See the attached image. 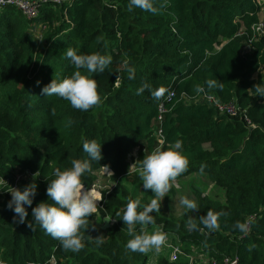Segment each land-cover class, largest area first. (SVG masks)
Wrapping results in <instances>:
<instances>
[{"label":"trees","instance_id":"trees-1","mask_svg":"<svg viewBox=\"0 0 264 264\" xmlns=\"http://www.w3.org/2000/svg\"><path fill=\"white\" fill-rule=\"evenodd\" d=\"M37 1L39 12L33 18L13 5L0 7V259L8 264H149L148 254L126 249L133 237L122 215L129 198H139V160L145 150H167L180 140L188 167L178 178L207 174L225 198L198 192L197 211L187 209L178 218L153 212L156 222L148 231L158 226L175 234L183 249L177 260L160 256L156 264H189L195 251L218 260L238 257L237 264H264V97L247 92L264 83V37L253 40L252 29L264 3L156 0L157 6L166 7L151 14L139 8L129 11V0ZM40 23L46 26L47 43L37 51ZM248 44L251 48L245 51ZM68 47L78 54L112 57L103 73L81 70L97 81L102 99L87 112L59 97L41 96L54 78L59 82L73 74L65 55ZM124 59L134 66V79L122 68ZM209 80L217 86L209 88ZM145 84L149 88L137 95ZM196 85L223 102L235 101L241 112L221 115L197 101L203 92H196ZM160 87L166 92L157 101L151 92ZM161 114L163 144L155 132ZM93 139L102 146L103 159L91 162L92 172L82 177L85 187L95 184L103 165L110 167L115 184L101 190L98 214L89 217L88 230H81L85 246L74 253L38 224L33 230L27 221L16 223V214L7 207L12 198L8 189L17 171L25 175L17 188L37 184L33 205L26 206L32 222V208L49 199L46 190L54 169L70 167L72 159H90L83 141ZM146 205L141 201L138 211ZM210 209L221 213L218 230L200 224V216ZM105 217L112 221L102 229ZM190 218L203 230H190ZM237 221L249 223L247 234L234 228ZM100 235L104 242L98 246L95 238Z\"/></svg>","mask_w":264,"mask_h":264},{"label":"clouds","instance_id":"clouds-1","mask_svg":"<svg viewBox=\"0 0 264 264\" xmlns=\"http://www.w3.org/2000/svg\"><path fill=\"white\" fill-rule=\"evenodd\" d=\"M164 7H166L165 4L157 6L156 0H129L128 3L129 11L139 8L151 14H158ZM102 39L103 37L97 38L98 41ZM65 55L74 66L73 74L59 82L54 78L42 88L41 96L59 97L69 101L73 109L83 112L98 107L102 103V99L98 92L97 81L90 78L89 75L83 74L81 70L88 74L103 73L111 65L112 57L101 55L98 52L78 54L77 50L71 47L66 49ZM121 64L122 68L128 72V78L134 79L135 68L130 66V61L124 59ZM116 79L118 80L119 76ZM39 83L37 81L38 85ZM207 86L209 88L216 87V81H207ZM146 88H149V85L145 84L141 87L137 91V95L143 93ZM195 91L203 92L204 88L196 85ZM165 92L166 89L160 87L152 91L151 95L159 101L165 96ZM247 92L252 96L264 97V83L254 85ZM171 95L173 94H169V99ZM71 123L72 121L69 120L66 126H70ZM181 147L182 141L176 140L174 144L169 145L167 150L156 148L151 153H147L145 150L143 159L139 160V175L143 180V187L145 190H151L154 198L143 207L142 211H138L141 205L140 199L129 198L126 210L122 215L127 232L133 237L126 244L127 250L141 254H148L154 250L155 253L159 254L166 243V234L161 231L149 233L148 226L155 224L156 221L151 214L161 211V202L177 178L187 171L188 160L181 153ZM101 148L102 146L95 139L84 140L83 151L87 153L90 159H72L70 167L64 170L59 167L54 169V178L49 181L46 190L48 201H52V203L40 202L32 208V222L28 221L29 214L26 206L31 207L33 205L37 195V184H28L23 190L12 188L9 191L12 198L7 207L16 214L14 221L19 224H24L27 221L28 227L33 228V230H35V224H38L46 234L60 241L64 250L74 253L81 251L85 246L81 230L90 228L89 217L98 214V201L103 200V195L97 191L95 185H92L90 189L85 188L82 177L86 172H92V161L100 163L103 159ZM133 165L130 166L129 173ZM103 168L108 175L113 176L108 165H103ZM201 172H203V166ZM179 203L192 212L199 210L197 204L186 196L182 197ZM220 215L221 213H216L210 209L206 215L200 216V224L210 231L218 230L220 228L218 223ZM106 219L112 221L111 217H106ZM137 225L141 226L139 232ZM187 226L190 230H195L198 227L191 218L188 220ZM234 228L245 234L249 231L247 222L237 221ZM95 241L98 246L103 244V235L97 236Z\"/></svg>","mask_w":264,"mask_h":264},{"label":"rangeland","instance_id":"rangeland-1","mask_svg":"<svg viewBox=\"0 0 264 264\" xmlns=\"http://www.w3.org/2000/svg\"><path fill=\"white\" fill-rule=\"evenodd\" d=\"M257 1L264 3V0H257ZM260 20L264 21V11L260 13ZM46 33H47L46 26L42 25L41 23L38 24L37 25V37H38L39 42H38L37 51L44 50L46 43H47ZM249 49L250 48L248 47L244 48L245 51ZM206 147H208L207 144H206ZM134 152L137 153V149H135ZM16 174L20 177H23V176L25 177V175H22V173L19 171H17ZM26 177L28 178V180L33 179V176H26ZM111 177L112 175H108L104 169L99 170L97 172V180L94 185L98 192L101 193V190L103 188H111L114 186L115 182L112 180ZM129 179L131 182L133 181L134 178L130 176ZM90 188H86V189H90ZM172 188L174 189L173 192L169 191L167 196H165V198L161 202L160 212L164 215L174 216L177 218L181 217L183 213L187 210L185 207H183L179 203L182 197L186 196L189 199L193 200L195 203H197L196 195L198 192L202 193L203 195H209L219 200H224L225 198L224 190L220 188L219 186H216L214 182L212 181V179L210 178V176L204 173H194L188 177L177 178V181L175 182ZM136 193L143 203L148 204L150 203L151 199L154 198L153 192L151 190L144 189L143 181L138 186V190ZM99 204H100V201H98V205ZM161 230H163L161 227L155 226L149 231V233H152L153 231H161ZM166 234L170 235L173 233L166 232ZM169 238L173 239V236L171 235L169 236ZM170 253H171V249L168 246V244L165 243L161 251L159 252V254L155 253L154 250L148 253L149 260L150 262H152V259L155 256H158V258L160 256H170Z\"/></svg>","mask_w":264,"mask_h":264},{"label":"built area","instance_id":"built-area-1","mask_svg":"<svg viewBox=\"0 0 264 264\" xmlns=\"http://www.w3.org/2000/svg\"><path fill=\"white\" fill-rule=\"evenodd\" d=\"M5 5L15 6L27 18L35 17L39 12V2L37 0H0V7H3ZM252 29H253V35H254L253 40L256 41L259 38L264 37V21L260 20L258 23L252 26ZM251 42H252V39L249 41V43ZM246 47L251 48V44H248ZM197 101L207 102L209 105L215 107L216 111L221 115L224 114L228 116H237L241 112L239 105L235 101L223 102L219 100L217 97H215L214 95L207 94L204 92L199 94ZM160 111H163V112L165 111V107L163 105H161ZM247 121H248V124L251 125V122L249 120ZM161 122H162V114L159 116V119L157 121V125H156L157 127H156L155 132H156V137L159 140V143L163 144L164 143V132H163L162 127L160 126ZM20 178H21L20 176H17V180H15V182L11 184V186L8 189L9 191H11L12 188H17V183ZM4 182L6 181L4 180L1 181V183H4ZM164 234H166V232H164ZM171 235L173 236V239L169 238V236ZM166 237H167L166 243L171 249L170 259L173 261L177 260L179 256L183 254L182 244L181 242H179L178 238L174 234H170V235L166 234ZM159 258L158 256H155L152 259V262H150L149 260V264H156ZM237 263H238V257L232 258L230 256H225L223 259L218 260L213 257H208L207 255L203 253H199L197 251L189 255V264H237ZM0 264H8V263L0 259Z\"/></svg>","mask_w":264,"mask_h":264},{"label":"water","instance_id":"water-1","mask_svg":"<svg viewBox=\"0 0 264 264\" xmlns=\"http://www.w3.org/2000/svg\"><path fill=\"white\" fill-rule=\"evenodd\" d=\"M110 225H111V221H108V220L106 219V217H105V218H104V223H103V225L101 226V228H102V229H106V228L109 227ZM195 230L200 231L201 228H198V227H197V229H195ZM161 232L164 233V231H161Z\"/></svg>","mask_w":264,"mask_h":264},{"label":"crops","instance_id":"crops-1","mask_svg":"<svg viewBox=\"0 0 264 264\" xmlns=\"http://www.w3.org/2000/svg\"><path fill=\"white\" fill-rule=\"evenodd\" d=\"M208 145V147H209V144H207Z\"/></svg>","mask_w":264,"mask_h":264}]
</instances>
